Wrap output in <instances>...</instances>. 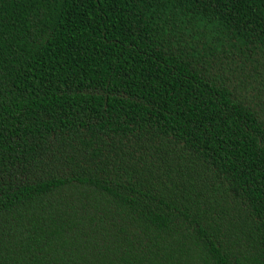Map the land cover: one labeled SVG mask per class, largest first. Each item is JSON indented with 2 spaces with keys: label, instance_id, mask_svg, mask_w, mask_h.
Returning <instances> with one entry per match:
<instances>
[{
  "label": "trees",
  "instance_id": "1",
  "mask_svg": "<svg viewBox=\"0 0 264 264\" xmlns=\"http://www.w3.org/2000/svg\"><path fill=\"white\" fill-rule=\"evenodd\" d=\"M0 264H264V0H0Z\"/></svg>",
  "mask_w": 264,
  "mask_h": 264
}]
</instances>
